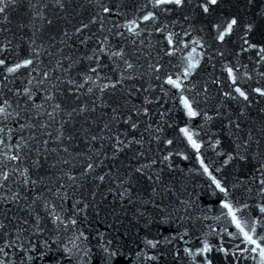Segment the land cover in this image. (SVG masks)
Listing matches in <instances>:
<instances>
[{"label": "water", "instance_id": "obj_1", "mask_svg": "<svg viewBox=\"0 0 264 264\" xmlns=\"http://www.w3.org/2000/svg\"><path fill=\"white\" fill-rule=\"evenodd\" d=\"M0 264H264V0H0Z\"/></svg>", "mask_w": 264, "mask_h": 264}, {"label": "snow or ice", "instance_id": "obj_2", "mask_svg": "<svg viewBox=\"0 0 264 264\" xmlns=\"http://www.w3.org/2000/svg\"><path fill=\"white\" fill-rule=\"evenodd\" d=\"M177 2H179V0H177ZM212 2L214 3V2H215V0H212Z\"/></svg>", "mask_w": 264, "mask_h": 264}]
</instances>
